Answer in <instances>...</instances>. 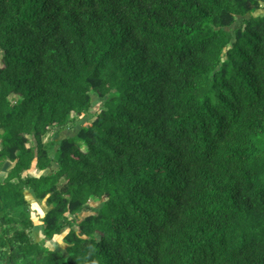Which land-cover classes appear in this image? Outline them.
<instances>
[{
    "label": "trees",
    "instance_id": "obj_1",
    "mask_svg": "<svg viewBox=\"0 0 264 264\" xmlns=\"http://www.w3.org/2000/svg\"><path fill=\"white\" fill-rule=\"evenodd\" d=\"M0 52V264H264V0H0Z\"/></svg>",
    "mask_w": 264,
    "mask_h": 264
},
{
    "label": "rangeland",
    "instance_id": "obj_2",
    "mask_svg": "<svg viewBox=\"0 0 264 264\" xmlns=\"http://www.w3.org/2000/svg\"><path fill=\"white\" fill-rule=\"evenodd\" d=\"M259 11H261V10H257V12H259ZM0 64H1V52H0ZM92 102H93V107L91 108L90 112H94L95 111L96 106L99 103V98L96 95H93ZM90 120H91V118L88 117V116L81 117L80 120H79V122H78V124L75 127L70 128V129L69 128L68 129H65V130L61 131L60 133L55 134L54 135L55 139H59L62 136L67 135V134L68 135L69 134H73L74 131L79 127L80 124L85 123L86 121H90ZM50 136H51V133H47L43 137V139L44 140H47ZM10 166H12V162H10V161H6L3 164V166L1 167V170H0V178L5 175L7 169ZM56 167L57 166H53V168H56ZM41 172L42 171L36 169L35 166L32 165V167L29 170L23 172V175H25L26 173L39 174ZM25 194H26L27 201H29V204H30L29 205L30 215H31V217H32V219L34 221V225L31 228V231H32L34 237L37 240H40V241L42 240L43 243L45 245H47L48 247L61 249V250H63L65 252V247H66L65 245L66 244L64 243L63 238H62L61 235L60 236H58V235L57 236H54L51 239H48V238L45 239V238H43L42 234L40 233V228H41L40 225H41V223H40L39 217H40V215L44 212V210L47 207L46 204H45V202H44V200H40V199L36 198L34 196L33 192L30 191V190H27L25 192ZM90 204L95 205V206H98L99 205V201H93V200H91L90 201ZM83 214H84L83 212L80 213V216H82Z\"/></svg>",
    "mask_w": 264,
    "mask_h": 264
}]
</instances>
